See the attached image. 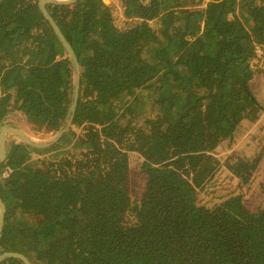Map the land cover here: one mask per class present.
Segmentation results:
<instances>
[{
    "label": "trees",
    "instance_id": "1",
    "mask_svg": "<svg viewBox=\"0 0 264 264\" xmlns=\"http://www.w3.org/2000/svg\"><path fill=\"white\" fill-rule=\"evenodd\" d=\"M39 1L0 0V123L8 110L45 139L65 123L74 70ZM201 3L47 5L81 65L78 107L55 145L9 142L1 253L32 264H264V208L199 199L224 142L261 110L252 83L264 76V0ZM262 158L233 171L248 180ZM133 177L145 182L137 199Z\"/></svg>",
    "mask_w": 264,
    "mask_h": 264
},
{
    "label": "rangeland",
    "instance_id": "2",
    "mask_svg": "<svg viewBox=\"0 0 264 264\" xmlns=\"http://www.w3.org/2000/svg\"><path fill=\"white\" fill-rule=\"evenodd\" d=\"M104 1L108 4H113L116 0ZM210 1L218 0H202L201 4L207 5ZM114 6L118 9L117 13L120 14L121 6L117 2ZM256 62L250 67L255 66L257 71L258 66L255 65ZM262 63H264V58L262 59ZM257 79V82L252 83V89L261 102V110H250L248 112L249 116L240 124L234 140L232 142H224V150L221 151L222 154L217 155L219 160L214 162L218 170L217 176L199 195V199L203 196L210 207H226L223 204V199L231 198L234 202H244L251 209L264 208V76L258 75ZM4 111L5 117L10 118L12 121L18 117H22L18 114L13 115L8 110ZM40 127L38 126V130ZM26 129H29L28 121ZM44 131L47 130L44 129ZM19 140L18 138H10L9 141L16 142ZM260 153L263 154L262 161L258 166V170L248 180L235 174L233 166H235L241 157L255 158ZM67 157H73V153L70 152L60 159H66ZM131 186L134 199H137L136 196H141L145 191V182L139 177L131 179ZM133 221L135 222L137 219Z\"/></svg>",
    "mask_w": 264,
    "mask_h": 264
},
{
    "label": "water",
    "instance_id": "3",
    "mask_svg": "<svg viewBox=\"0 0 264 264\" xmlns=\"http://www.w3.org/2000/svg\"><path fill=\"white\" fill-rule=\"evenodd\" d=\"M76 1L78 0H40L39 1L40 9L51 23L61 43L67 50L74 70V82H73L74 88H73L72 101L65 123L63 127L53 136L45 139H38L33 137V135L30 134V132L26 129L27 120L24 117H18L14 121H12L8 117H5L0 123V164H3L9 158L11 152L9 145L10 138H18L33 147L46 148L55 145L60 140V138L63 137L65 134H67L72 128L78 107L79 93L81 87V65L73 45L62 31L60 25L57 23L54 16L48 10L47 5L48 4L69 5L75 3ZM7 211H8L7 204L0 196V247L2 243H4L5 241L4 227H5V218ZM13 257L23 260L26 264H32L31 260L23 253L0 252V261H4L7 258H13Z\"/></svg>",
    "mask_w": 264,
    "mask_h": 264
},
{
    "label": "built area",
    "instance_id": "4",
    "mask_svg": "<svg viewBox=\"0 0 264 264\" xmlns=\"http://www.w3.org/2000/svg\"><path fill=\"white\" fill-rule=\"evenodd\" d=\"M4 176H7V171H6V172H4Z\"/></svg>",
    "mask_w": 264,
    "mask_h": 264
}]
</instances>
